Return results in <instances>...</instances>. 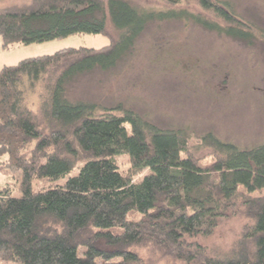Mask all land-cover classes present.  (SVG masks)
Returning a JSON list of instances; mask_svg holds the SVG:
<instances>
[{
  "label": "trees",
  "instance_id": "obj_1",
  "mask_svg": "<svg viewBox=\"0 0 264 264\" xmlns=\"http://www.w3.org/2000/svg\"><path fill=\"white\" fill-rule=\"evenodd\" d=\"M161 1L166 10L128 0H30L0 9V52L80 33L110 41L0 71V170L21 172L22 193L0 188V263L264 264V143L240 149L209 132L200 158L185 130L161 129L121 104L101 108L67 96L74 79L114 69L157 21L264 43V33L228 2ZM119 156L129 158L130 172L118 167ZM35 179L55 182L34 191ZM237 215L250 223L228 254L211 255L194 241Z\"/></svg>",
  "mask_w": 264,
  "mask_h": 264
},
{
  "label": "rangeland",
  "instance_id": "obj_2",
  "mask_svg": "<svg viewBox=\"0 0 264 264\" xmlns=\"http://www.w3.org/2000/svg\"><path fill=\"white\" fill-rule=\"evenodd\" d=\"M146 10H166L161 0H128ZM228 2L246 21L264 33V0H221ZM30 0H0L1 8L21 6ZM196 12L195 5L187 6ZM109 39L102 35L75 34L68 38L16 44L0 52V71L27 58L48 56L60 50L87 47L102 49ZM132 52L109 71L99 69L74 79L68 86L70 102H87L101 108L121 104L140 114L146 121L163 129L188 132L192 153L200 158L208 151L201 138L212 132L224 142L240 149H252L264 143V43L245 45L227 36L209 32L193 22H155L137 39ZM37 109L38 96L29 95ZM124 172H130L127 156L115 158ZM78 173L66 175L56 181ZM149 170L134 175L141 182ZM21 172L0 170V188H8L14 197L22 195ZM55 181L33 180L37 191ZM250 223L240 215L224 219L209 238L194 241L214 256L226 255ZM141 255H147L146 250ZM0 264H16L3 263Z\"/></svg>",
  "mask_w": 264,
  "mask_h": 264
}]
</instances>
